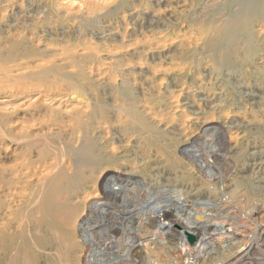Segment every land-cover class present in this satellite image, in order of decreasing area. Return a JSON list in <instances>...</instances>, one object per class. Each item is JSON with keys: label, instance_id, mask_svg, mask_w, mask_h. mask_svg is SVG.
<instances>
[{"label": "bare ground", "instance_id": "obj_1", "mask_svg": "<svg viewBox=\"0 0 264 264\" xmlns=\"http://www.w3.org/2000/svg\"><path fill=\"white\" fill-rule=\"evenodd\" d=\"M152 1L154 6L159 1H166L167 8L156 9L139 0L128 14L118 13L115 21L118 24L125 23L126 15H130L122 36L117 30L118 24L108 18L109 12L95 14L89 3L84 4L83 20L104 19L103 26L109 27L100 33L94 29L93 34L100 41L94 43L69 39L79 33L77 25L80 21L75 17L69 18V11H64L65 15L59 14L60 3L55 0H0V25L4 29L0 36V41H3L0 43V86L10 83L16 87L15 90L20 86L42 87L40 91H44L45 98L66 96L70 101L76 99L79 105L69 112H59L50 119L42 116L27 122L23 116L17 117L13 122L17 142L26 136L31 141L37 136H50L56 131L64 132L63 135H68L72 141L67 147L61 145V149H55L53 142L48 141V154H36L31 160L20 161L12 170L15 178L23 180L35 177L32 183L45 184L50 191L77 182L74 190L77 189L80 196L90 197L93 194L94 197H100L102 205L98 208L102 209L121 208V195L140 192L142 183L147 189L156 190V199L164 197L167 203L157 207V211H149L143 219L134 216V210L131 211L130 204H127L128 199L123 198L127 202H124L127 204L124 209H117L114 214L111 211L112 215L108 211L104 212L105 217L100 216L102 221L94 218L93 227L110 222L114 233H119L123 229L118 231L119 226L126 224L127 228L132 229L131 224L136 222L134 228H138L139 232L129 230L127 233L138 238L142 237L141 233L150 231L170 234L172 229L179 239L177 246L187 244L186 235L190 241L194 237L197 239L194 246L188 247L192 253L198 247L203 249L206 242L208 245L216 232L213 225H207V217L190 215V204L206 200L211 207L207 208V205L204 213L214 217L213 213L207 211H225L247 202L249 196L264 194V133L251 121L250 107L229 109L225 118L216 121L218 136L226 139L227 151L230 158L234 159L232 162L236 169V174L226 177L221 184L200 177L193 166L174 165L176 156L164 151V146L170 143L164 132L177 134L175 131L182 127L185 129V123L186 126L198 123L200 126L196 132L186 134V140L189 141L187 146L190 145H185L182 152H188L206 130L214 128L209 126L216 124L212 122L215 117L197 116L203 113L196 107L197 101L206 102L207 99H213L214 95L213 92H201L206 89L202 76L210 77L215 70H222L228 61L223 49L228 50L229 57L235 60L241 58L243 49L249 48L241 40L243 35L248 34V27H239L237 23L231 22L232 16H226L221 7H216L220 0H207L198 5L190 19H187L190 5H186L185 0ZM254 31L264 33V23L258 24ZM116 35L120 38H114ZM25 36L34 38V41L22 42ZM29 46L34 49L27 50ZM169 48L176 50V54L168 55ZM8 51L14 55L5 61L2 56ZM230 51L234 53L232 56ZM147 54L149 59L146 58ZM240 74L239 71L236 75ZM214 76V81L207 82L208 85L217 83V76ZM56 80L64 88L58 87L57 90ZM128 80L136 89L133 96L126 93L127 90L124 91ZM96 89L101 91L100 94L96 93ZM192 89L199 92L196 99L189 98ZM207 89L214 90L208 86ZM256 90L243 91L241 94L250 104H255L260 98ZM214 92L217 97L223 95L221 90ZM209 105L210 108L218 107L212 102ZM186 110L195 116L186 114ZM3 132L6 131L3 129ZM75 143L76 146H73ZM247 172L249 177H241ZM133 179L139 181L133 182ZM96 186L100 189L99 194ZM177 192L179 195L176 196L180 198L170 199ZM142 197L145 203H149L148 198ZM143 245H131L132 255L141 252ZM259 246H264V228L246 247L234 255H227V261L231 260L235 264L256 262L258 258L252 254ZM221 250V246H216L207 250V253L208 256L214 253L219 257Z\"/></svg>", "mask_w": 264, "mask_h": 264}, {"label": "rangeland", "instance_id": "obj_2", "mask_svg": "<svg viewBox=\"0 0 264 264\" xmlns=\"http://www.w3.org/2000/svg\"><path fill=\"white\" fill-rule=\"evenodd\" d=\"M138 1L139 0H55L56 3H60L58 10L59 14L65 15L64 11H69V13H71L69 14V18L75 17L80 21L77 25L80 30L79 33L69 37V39L71 41L77 39L89 40V42L95 41L96 43L100 41L96 38V35L93 34L94 29L97 30V33H100L102 31L104 32V30L106 31V28L109 27L103 26L104 19L83 20L81 18L83 15V5L89 3V5L93 7L95 14L109 12L108 18L112 19L114 24H118V22H115L116 17L119 15L118 13L126 12V14H128L130 11L129 9ZM140 1L156 9L167 8L168 5L166 1H159L155 6L152 0ZM205 1L207 0H185L186 5H190L188 6L190 14L187 15V19L193 18V10L202 5ZM71 2H73V5ZM80 4H82L81 7L77 9ZM122 5L124 6L122 7ZM116 6V10L113 11L112 9ZM246 6L248 8H245ZM216 7H221L226 16H232L231 22L237 23L239 27H248V34L243 35L241 40L246 46L248 45L249 48L245 47L243 49L239 60L229 57L228 50L223 49L224 52L226 51L225 54L228 56V61L224 63L222 70H215V73L212 72L210 77L202 76V79H205L204 85L206 89H202L203 91L201 90V92L205 94L213 92L214 95L213 99H207L206 102L197 101L196 107L203 110V113L197 116H208L209 118L213 116L215 117V121L212 122L216 123V121L225 118L226 111L229 109L246 107L248 109V107H250L252 114L251 121L264 133V33L254 31L258 28V24L264 23V0H220L219 5ZM126 16L127 22L125 21V23L123 22L117 25V30L119 33L121 32V36L124 33L126 23L129 24L130 15ZM81 29H83V33ZM3 30L4 29L0 25V36L3 35ZM102 34L103 33H101V35ZM22 38L23 36L21 39ZM114 38L119 39L120 37L116 35ZM28 39L29 38L25 36L22 42L34 41V38H30L31 40ZM252 41L254 43H251ZM2 42L3 41H0V43ZM26 49L30 50L34 48L29 46ZM3 53L5 52L3 51ZM167 53L171 56L176 54V50L169 48ZM230 53L231 56L234 54L232 51H230ZM12 55H14L13 52H9L2 57L5 58L4 60L6 61ZM146 58L149 59V55ZM232 67L235 69H231ZM239 71L242 74L237 76L236 74L239 73ZM226 72H228L229 75H225ZM213 76H217V83L208 85L207 82L212 83V81H214L212 79ZM194 79H196V77ZM56 81L57 90L58 87L64 88L62 84L58 82L59 80ZM195 81L196 80L193 82ZM20 84L21 83L18 85ZM207 86L208 88H214V90H221L223 95L217 97L214 90L207 89ZM125 87L126 89H124V91L127 90L125 91L126 93L132 96L136 94V89H134L135 86L129 80L126 81ZM27 88L20 86L18 90H15L16 87L12 86L10 83L3 85V87L0 86V264H235L231 260L227 261L228 258H226V256L230 254L234 255L242 247H246L252 239L258 236L261 229L264 228V194L254 197L249 196L247 202H241V205H234L235 207L233 206V208L225 211L219 210L216 211L217 213L207 211L210 214L213 213L212 215L214 217H208L204 213L207 210V205V208L211 207L206 200H199L197 203L190 204L191 209H189L190 211L188 210V212H191L190 215L207 217V225H213L215 228L214 232H216V235L212 236L213 240H209L208 245L206 242L203 249L198 247L194 249L192 253L188 251V247L194 246L197 239L194 237V240L190 241L187 239L186 235L187 244L182 247L180 245L177 246L176 243H179V239L172 229H170V234L150 231L145 234L141 233L142 237L138 238L134 237L133 234L127 233L129 230L134 232L137 231L138 228H134L137 226L136 222L131 224L133 225L132 229L127 228L128 226L126 224L119 226L118 231L123 228L119 233H114L110 222H104L101 223L100 226L93 227V220L97 219L98 221H102L101 218L105 217L106 211L110 212V215H112L111 211L114 214L117 209L122 210L127 204H130L128 206L131 211L134 210L133 213L135 217L137 216L144 219L149 211H155L161 205L166 204L167 199L164 197L156 199V190L147 189L140 181V192H136L140 195L129 192V194L127 193L124 196L121 195L123 202L121 208L109 207L107 209H102L98 208L102 205L100 197H94L93 194L90 197L80 196V194L76 192L77 189L74 190L77 182L72 185L65 184V187L63 186L60 190L50 191L45 184L39 183L36 185L32 183L35 181V177L22 178L23 180L15 178L12 170L14 165L28 158V160H31L36 154H48L46 153L47 150V152H49L48 141L53 142L55 149L59 147L61 149L62 146H69L72 139L70 137L69 139L68 135H63L65 134L64 132L61 133L56 131L54 134H51L52 136H37L31 141L27 140L28 137L26 136L25 139L21 137V141L17 142V134H15V126L13 124L14 120L17 117L20 118V116H23L27 122L42 116L45 119H50L59 112H69L79 106L76 99L70 101L66 96L45 98V96H43L44 91H40L42 87ZM252 89H257L256 91L260 94V98L255 104H250L246 97L241 94L243 91H252ZM100 92L101 91L96 89V93L100 94ZM198 93L197 90L192 89L189 98L196 99L195 96H197ZM181 98L182 97H180V99ZM210 102L217 104L218 107H208L210 106ZM185 113L191 115L188 113V110H186ZM191 116L194 117L195 115ZM186 124L187 123L184 124L185 129L182 127L175 131L177 134L164 132L165 137L170 139V143L164 146V151L166 154L169 153L174 157L176 156L174 165L180 166L188 164L193 166L197 169V174L200 177H205V180L208 182L215 180L222 184L226 177H233L236 174V169L232 162L234 159L230 158L227 151L226 141H224L226 139L218 136V123L211 124L209 127L214 128L206 130L201 139L197 140L188 152H182V149H184L189 142L188 139L186 140V134L196 132L200 126L198 123H189L187 126ZM160 126L162 127V125ZM2 128L7 134L3 132ZM200 134H202V132ZM50 137H52V140ZM43 140L45 141L42 142ZM33 143L36 144L33 145ZM223 143H225V145ZM73 146H76V143ZM5 149H7V151H4ZM241 177H249V172L241 174ZM132 181L137 182L139 180L133 179ZM98 183L99 181L97 180V184ZM25 186L27 187L23 188ZM220 187L222 188V186ZM96 189L99 194V187L96 186ZM142 192H144V194ZM152 192L155 193V197ZM176 195H179V193L177 192L174 195L175 198L172 195L170 199H179L180 196ZM142 196H144L145 199L148 198L147 200H149V203L146 202V204ZM123 198L128 200H123ZM96 200L98 201L93 203ZM125 200L128 203L125 202ZM124 202L127 204H124ZM202 203L208 204L203 205ZM135 206H137V210H135ZM96 213H98V215H96ZM176 228L179 229L178 227ZM122 230H125V232H122ZM138 232L139 231H137V233ZM229 236H231L230 240L228 239ZM146 241L148 242L146 243ZM134 243L144 244L142 246L143 248L141 247V252L136 256H133L130 252V247ZM216 246L222 247L221 255L217 257L218 255L216 256L213 253L208 256L207 250ZM225 249L226 251H224ZM253 253L252 255L258 258L256 262L245 261L241 264H264V246L257 247V250L255 249Z\"/></svg>", "mask_w": 264, "mask_h": 264}]
</instances>
